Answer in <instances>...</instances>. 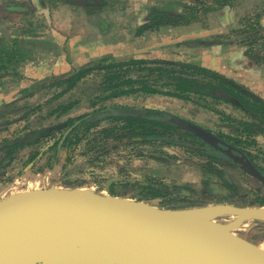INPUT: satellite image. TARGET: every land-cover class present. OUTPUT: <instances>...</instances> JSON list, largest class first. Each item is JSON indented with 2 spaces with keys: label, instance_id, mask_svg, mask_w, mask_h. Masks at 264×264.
<instances>
[{
  "label": "rangeland",
  "instance_id": "rangeland-1",
  "mask_svg": "<svg viewBox=\"0 0 264 264\" xmlns=\"http://www.w3.org/2000/svg\"><path fill=\"white\" fill-rule=\"evenodd\" d=\"M100 1L102 4L98 11L110 13V23L105 19L106 29L101 31L106 34H117L123 31V57L121 58V55H118L116 58L119 60L139 56L136 52V48L138 47L136 44L138 30L150 23L153 19L152 17L159 15L158 13L160 12L165 14L162 17L164 24L155 30L145 32L143 35H146L147 39L145 41L149 45L151 42L153 43L155 36H157L156 34L152 35V33L160 32L161 30H163V34L158 39L159 43L166 42L173 35L177 40V43H175L177 48L193 43L190 48L191 52L181 57V59H176V61L182 62V60H186L187 62V58L197 56V52H200L201 48L222 44L224 47L239 46V49L244 50L245 57H247L246 59L250 62V65L252 63L255 64L247 56L246 51L251 46L247 43L250 41L246 36L247 34L255 35L252 28H256L257 21L264 27V0H163L160 2L154 0L153 6L144 5L142 6L143 8L139 6L141 5V0ZM33 3H37V7L33 6ZM51 4L52 0H28L27 2L26 0H0V32L3 34L2 37L8 39V36L13 33L14 28L24 27L30 21H39V16L44 17L42 20L47 19L50 23L52 18L50 14H52L51 11L53 10L50 6ZM43 5H45L44 10H40L39 6L43 7ZM72 5L76 6V4ZM89 9L93 10L92 8ZM28 11L31 13L29 14ZM99 14L94 21L98 31L102 29L100 25L104 21V17H101ZM156 22H159V18L156 19ZM242 31L248 33L242 34ZM48 40L47 42L51 43L54 38L52 37V39ZM251 48L264 58L263 39H258V42L252 45ZM208 57L206 56V58ZM98 62L99 59L95 62L93 60L92 64ZM257 66L264 68V64ZM98 83L99 78H89L74 93L72 92V95L75 97L73 99L79 100V103L70 115L63 117L59 122H65L71 118L93 112L94 109L90 107V104L93 93L98 89ZM53 95L54 93L47 95L39 94L30 99L29 102L33 105L44 104ZM65 98L69 97L66 96ZM200 103L203 102L196 99L193 102H185L175 97L156 95L150 97L118 98L101 104L100 108L114 109L117 107L119 109L126 107L138 110H162L169 114L186 117L214 132L231 134L221 117L214 111L203 108ZM208 104L211 108L220 110L238 120L247 119L240 110L230 105L215 103L213 101H209ZM36 119L37 117H31L30 121L21 119L7 129L0 130V145L11 140H16L23 134L30 133L31 130H40L51 126V122H49L42 128H35L33 122ZM117 124V122L114 123L111 120L103 121L99 126L90 130L91 132L86 135L76 152H71L69 160L66 159L65 153L62 155L60 160L65 162V167L59 169L62 171L61 178L64 180V178L70 175L72 176L71 179L69 177L67 180L75 184L69 188H84L103 195L117 197H123L124 195L126 198L140 201L144 197L140 193L141 190L135 189L134 191H130L133 181L158 180L167 182L170 185L191 186L197 188V190L201 189L203 181H217V178L204 168L206 159L193 153L191 150L160 143L124 145L123 142L116 144L111 140H103L100 135L101 130ZM53 125H56V123H53ZM60 135L61 133H54L47 138L40 139L35 145L17 149L14 152V161H10L11 159L9 158L4 159L6 151L1 152L0 194L6 197L14 193L18 194L19 192L46 189L59 185L58 182H55V179H49L45 175L48 171L46 170V164L51 154L46 157L45 163L39 164L33 169L31 167H33L35 161H38V158L32 161L31 157L44 149L49 143L58 140ZM258 142L259 146L257 145V148L252 151L254 153L260 151L261 153H259L264 157V137H258ZM51 162L53 163V161ZM215 166L218 168V165ZM229 174L234 176L238 181V178L232 172H229ZM112 178L126 180V184H114L110 188L112 192H108L105 188L107 181ZM238 183L242 187L239 191L240 194H243V197L246 198L243 204L246 206L252 205L255 199L258 198V193L247 182L239 180ZM159 202L160 200H151L148 203L156 205ZM173 204L181 207H193L191 206L192 202L185 201L181 197L177 201H174ZM214 204L224 203L208 202L203 205ZM230 219V217H227L222 219V221ZM237 234L264 249L263 222L249 221L241 229L237 230Z\"/></svg>",
  "mask_w": 264,
  "mask_h": 264
},
{
  "label": "water",
  "instance_id": "water-1",
  "mask_svg": "<svg viewBox=\"0 0 264 264\" xmlns=\"http://www.w3.org/2000/svg\"><path fill=\"white\" fill-rule=\"evenodd\" d=\"M142 114L119 108L99 118ZM165 122L222 151L264 183V175L242 150L208 129L176 115ZM67 125L36 130L33 140ZM119 180H108L106 190ZM227 217L231 219L222 221ZM249 221L264 222V207L165 209L78 187L29 190L0 199V264H264V249L237 234Z\"/></svg>",
  "mask_w": 264,
  "mask_h": 264
},
{
  "label": "trees",
  "instance_id": "trees-1",
  "mask_svg": "<svg viewBox=\"0 0 264 264\" xmlns=\"http://www.w3.org/2000/svg\"><path fill=\"white\" fill-rule=\"evenodd\" d=\"M64 1L66 0H52V3ZM158 14L152 17L150 23L138 30V35L155 30L164 24L162 17L165 14L160 12ZM157 18H159L158 23L156 22ZM245 31H242V34L248 33ZM252 31L255 32V35L247 34L246 36L250 41L247 43L251 47L258 42V39L264 40V27L257 21L256 28H252ZM251 47L246 51L247 56L256 65L264 64L262 55L254 52ZM14 59L16 58L13 51L8 50V48L0 49V79L9 73V64ZM92 77L99 78L98 89L93 93L90 104V107L94 109L93 112L69 119L70 126L77 121H79V124L69 130L65 138L64 129L52 132V134L61 133L60 138L49 143L40 152L35 153L31 157L32 161L37 158L44 159L50 154V159H52L59 155L61 151L65 152L66 159L69 160L71 152L77 150L86 135L91 132V129L96 128L105 120H111L118 124L101 130L100 135L103 140H111L116 144L123 142L124 145L160 143L185 147L206 159L204 168L207 171L225 176L229 188H224L227 191L226 194L223 193L222 195H232L235 186L230 185L229 182L234 184H237V182H235L233 176L225 172L226 169L230 168L228 165L229 160L218 149L209 146L192 133L166 123L165 119L169 117L168 113L161 110L144 109L140 110L143 112L141 117L110 116L99 118L100 115L108 112L107 108H100V105L107 101L118 98L163 95L175 97L185 102H193L194 99L202 101L203 103H200V105L218 114L231 134L208 130L223 141L244 151L251 160H257L264 164V157L260 154L261 152H253L258 145L257 138L264 137V99L234 79L192 62L145 58L116 60L112 57H105L98 63L87 64L67 74L37 81L29 89L22 92L20 98L0 109V130L7 129L21 119L30 121L31 117H37L33 122L35 128H42L49 122H51V125L61 123L59 120L70 115L79 103V100L73 99L75 97L72 92L74 93L79 86ZM49 93H54V95L44 104L33 105L29 102L30 99L39 94L47 95ZM66 96L69 98H65ZM209 101L230 105L243 112L247 119L238 120L220 110L211 108L208 104ZM56 102L57 104H55ZM45 109L47 110L43 112ZM114 109H117V107ZM35 131L36 129L31 130L30 133L23 134L16 140H11L14 142L13 145H4L3 149L0 150V153L6 151L4 159L9 158L13 161L14 152L17 149L37 144L40 140H33L36 136ZM217 164L220 166L222 164L224 170H218L215 166ZM116 184L125 185L126 180H120ZM132 186L140 188V193L148 199H164L165 206H170L178 198L184 197L183 195L188 196V188H193L191 186H171L158 180L133 181ZM211 192L212 194L208 196L212 198L198 200L199 203H208L209 201L220 203L226 199L223 196H217L221 194L220 191ZM240 204L242 203L240 202Z\"/></svg>",
  "mask_w": 264,
  "mask_h": 264
},
{
  "label": "crops",
  "instance_id": "crops-1",
  "mask_svg": "<svg viewBox=\"0 0 264 264\" xmlns=\"http://www.w3.org/2000/svg\"><path fill=\"white\" fill-rule=\"evenodd\" d=\"M154 3V0H141L139 6L143 8L144 5L153 6ZM33 4V6L37 5V3ZM50 6L53 8L52 14H50L52 17L50 23L47 19L42 20L44 17L39 16V21H30L24 27L14 28L8 39L3 38V34L0 32V49L8 48L14 52L16 58L9 64V73L0 79V109L19 98L22 92L37 81L67 74L76 68L91 64L93 60L94 62L97 59L100 61L105 57L119 60L116 58L118 55L123 57V31L117 34H106L101 31L106 29V21L110 23V13L79 8L67 1L52 3ZM39 8L44 10L45 5L39 6ZM28 13L31 12L28 11ZM98 14L104 17V21L106 19L105 22H101L102 29H99L100 31L94 22ZM97 31L98 33H96ZM143 34L137 35L136 52L139 56L136 58L176 61L191 52L190 48L193 43L177 48L175 44L177 40L174 35L166 42L159 43L158 39L161 38L163 30L152 33L157 36L150 45L145 41L147 37ZM52 37L54 38L53 42H47ZM206 56L209 57L206 58ZM246 58L244 50L239 49V46L224 47L222 44H216L201 48L200 52H197V56L188 57L187 62H194L234 79L264 99V68L253 63L250 65ZM182 61L186 62V60ZM45 159L46 157L42 161L36 162L32 169L45 163ZM51 161L53 160L49 157L46 164L48 171L45 175L49 179H55L59 185L49 188L73 187L75 184L67 180L72 176H65L64 180L61 178L62 171L59 169L65 167V162L59 160L52 163ZM3 197L5 195L0 194V199Z\"/></svg>",
  "mask_w": 264,
  "mask_h": 264
},
{
  "label": "flooded vegetation",
  "instance_id": "flooded-vegetation-1",
  "mask_svg": "<svg viewBox=\"0 0 264 264\" xmlns=\"http://www.w3.org/2000/svg\"><path fill=\"white\" fill-rule=\"evenodd\" d=\"M67 2H70V3H72V4H76V6H79V8H85V9H89V8H92L93 10H98V9H100L101 8V4H102V2L100 1V0H89L90 1V4H88V3H86V2H83L82 0H66ZM123 108H125V107H123ZM127 109H130V108H127ZM107 110H109V109H107ZM138 110V109H137ZM140 111V110H139ZM162 111V110H161ZM167 113V112H166ZM243 113V112H242ZM169 114V113H168ZM244 114V113H243ZM169 115H175V114H169ZM176 116H179V117H182V118H186V117H183V116H181V115H176ZM245 116V115H244ZM186 119H188V118H186ZM188 120H190V119H188ZM192 121V120H191ZM65 122H68V120L67 121H65ZM79 121H77L76 123H74L73 125H69V123H68V125L64 128V132L63 133H65V135L69 132V130H71L75 125H77V124H79L78 123ZM61 123H63V122H61ZM195 123V122H194ZM60 124V123H59ZM197 124V123H196ZM57 125V124H56ZM198 125H200V124H198ZM201 126H203V125H201ZM204 127V126H203ZM204 129H206V127L204 128ZM52 134V133H51ZM64 135V134H63ZM64 135V136H65ZM47 138V137H46ZM13 141H11V142H6V143H4V144H1L0 145V150H2L3 148V146L4 145H7V144H10V145H13V144H11ZM226 142V141H225ZM257 143H258V146H259V142H258V138H257ZM229 144V143H228ZM172 146H174V145H172ZM210 146V145H209ZM233 146V145H232ZM176 147H181V148H185V147H182V146H176ZM235 147V146H234ZM237 148V147H236ZM185 149H187V148H185ZM239 149V148H238ZM241 150V149H240ZM5 152V151H4ZM219 152H221L222 154H223V156L225 157V158H227L229 161V163H228V165H229V169H231V170H229V169H226L225 170V172L227 173V174H229V172H232L233 173V175H235L237 178H238V181L239 180H243L244 182H247L251 187H253L252 189L256 192V193H258V198H256L255 199V201H254V203H252V205H248V207H264V183L263 182H261L260 180H258L257 178H255V177H253V176H251V175H249L248 173H246L244 170H242L241 169V167H240V165L239 164H237V163H235L231 158H229L227 155H225L222 151H220L219 150ZM244 152V151H243ZM65 152L64 151H61L60 152V154L59 155H56V157H54V158H52V160L53 161H59L60 160V158L62 157V155L64 154ZM245 153V152H244ZM246 154V153H245ZM247 155V154H246ZM248 156V155H247ZM60 157V158H59ZM248 158L250 159V157L248 156ZM251 160V159H250ZM11 161V160H10ZM9 161V162H10ZM13 161H14V159H13ZM38 161H42V159H38ZM37 161V162H38ZM253 163H254V165L257 167V169L264 175V164L263 163H261V162H258L257 160H251ZM36 164V161L34 162V164H33V167H34V165ZM218 165V164H217ZM221 169H220V168ZM32 168V167H31ZM218 170H224V168H223V166H222V164H221V166L220 165H218V168H217ZM229 171V172H228ZM211 174H213V173H211ZM216 178H217V181L215 182V181H212V180H206V181H203L202 183H201V189L200 190H197V188H188V190H189V193H194L195 194V196L193 195L192 197H189V196H185V195H183L181 192H179L180 194H182L184 197H181L182 199H184L185 201H190V202H192L195 206H193V207H196V206H199V205H203V204H205V203H199V201L198 200H205V199H209V198H212V197H210V196H208L209 194H212V192L211 191H215V192H219L220 190H222V189H224V188H226V189H228L229 188V184L225 181V176L222 174L221 176H219V175H216V174H213ZM230 175V174H229ZM232 176V175H231ZM233 178H234V176H233ZM9 179V178H8ZM235 179V182H237V184H234V183H232V182H229L230 183V185H234L235 186V191H232L231 189V191L233 192V194L231 195V194H228V195H222V194H218L217 196H223V197H225L226 199L224 200V201H222V202H220V203H224V204H232V205H237V206H242V207H247L246 205H244L243 203H244V201H245V199L246 198H244L243 197V194H240V190L242 189V187H241V185H239V183H238V181H237V179L236 178H234ZM120 180H122L121 178H120ZM119 180V181H120ZM118 181H116V182H113L112 184H111V186L112 185H114V184H116ZM139 182V181H138ZM165 183H167V182H165ZM168 184V183H167ZM170 185V184H169ZM111 186H110V188H111ZM171 186H181V185H171ZM215 186H219V189L220 190H213L214 189V187ZM132 188H131V190L130 191H134L135 189H140V188H138V187H134V186H131ZM188 187H190V186H188ZM106 189V188H105ZM141 190V189H140ZM107 191V190H106ZM109 191H111L112 192V190L111 189H109L108 190V192ZM221 193V192H220ZM143 196H144V194H142ZM123 197H124V195H123ZM126 198V197H125ZM129 199V198H128ZM178 199H180V198H178ZM177 199V200H178ZM133 200V199H132ZM144 200V202H149V201H151V200H160V202H159V204H156V205H154V206H156V207H160V208H165V209H183V208H190V207H181V206H175L173 203L174 202H172L171 203V205L170 206H165L164 205V199H148V198H146L145 196L143 197V199H141L140 201H143ZM176 200V201H177ZM136 201H139V200H136ZM209 202H212V201H209ZM240 202L242 203V204H240ZM151 204V203H150ZM192 204V205H193ZM153 205V204H152ZM191 205V204H190ZM204 206V205H203ZM264 223V222H263Z\"/></svg>",
  "mask_w": 264,
  "mask_h": 264
}]
</instances>
